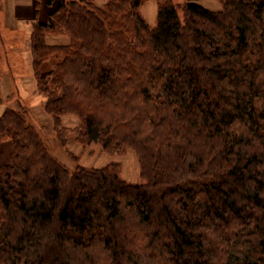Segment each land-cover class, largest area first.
I'll list each match as a JSON object with an SVG mask.
<instances>
[{"label": "trees", "instance_id": "16d2710c", "mask_svg": "<svg viewBox=\"0 0 264 264\" xmlns=\"http://www.w3.org/2000/svg\"><path fill=\"white\" fill-rule=\"evenodd\" d=\"M99 1L48 0L31 34L38 90L58 136L134 152L143 182L70 170L7 108L0 264H264V0H186L183 18L156 0L153 28L146 0Z\"/></svg>", "mask_w": 264, "mask_h": 264}, {"label": "rangeland", "instance_id": "374dc122", "mask_svg": "<svg viewBox=\"0 0 264 264\" xmlns=\"http://www.w3.org/2000/svg\"><path fill=\"white\" fill-rule=\"evenodd\" d=\"M172 1L177 5L179 15L183 18V6L186 4V0ZM37 2L36 8H42L47 14V18L49 12L57 6V2H53L51 7L48 6V0H36ZM103 2L104 0H101L99 4H103ZM199 4L215 12L222 8L219 0H200ZM157 8L156 0H146L140 8L141 14L152 28L157 22ZM39 11H37V18L32 17L30 19L31 15H25L24 17L28 19L25 22H20V24H25V28L16 39L18 48L17 46L14 48L7 45L5 47L0 46V116L7 108L25 113L29 118L28 121L30 123L32 121L35 127L39 129L51 154L56 156L70 170H74L78 166L91 169L113 165L118 167L120 176L126 181L130 183L143 182L138 159L134 152L129 151L122 156H109L98 144H81L73 134L71 135L72 132L63 131L60 133L61 135H57L56 131L59 132L60 129L55 126L54 119L44 111L45 98L38 90V79L31 46L33 24L47 21L46 17L45 19L43 16L41 17ZM47 41L49 44H65L69 42V38L63 34H54L49 35ZM7 54H11L12 57H7ZM62 124L65 128L76 129L79 127L80 121L78 118L68 115L63 117ZM62 137H68V140L62 143L60 141ZM10 155L11 145L9 141L5 140L0 143V166L10 162ZM95 256L98 257L96 261H100V258L103 257L100 250L95 251Z\"/></svg>", "mask_w": 264, "mask_h": 264}, {"label": "crops", "instance_id": "0c3cea01", "mask_svg": "<svg viewBox=\"0 0 264 264\" xmlns=\"http://www.w3.org/2000/svg\"><path fill=\"white\" fill-rule=\"evenodd\" d=\"M37 6L38 3H36V0H0L1 47L7 45L13 48L14 46H17L18 48V42L16 39L20 33H23V29L25 28V24H20V22H25V20L28 19L24 17L25 15H31L30 19H32V17L35 19L38 15L37 11L40 10L41 17L43 16L45 19L47 14L44 13L42 8H36ZM7 57H12V55L7 54Z\"/></svg>", "mask_w": 264, "mask_h": 264}]
</instances>
